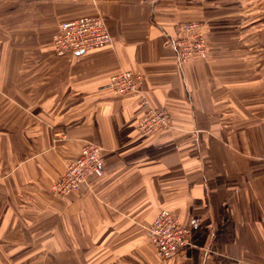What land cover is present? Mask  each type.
Returning <instances> with one entry per match:
<instances>
[{"label":"crops","instance_id":"crops-1","mask_svg":"<svg viewBox=\"0 0 264 264\" xmlns=\"http://www.w3.org/2000/svg\"><path fill=\"white\" fill-rule=\"evenodd\" d=\"M97 15L111 45L55 55L61 23ZM189 22L209 56L181 64ZM0 51V264H264V0H0ZM121 71L139 92L111 91ZM142 99L169 129L141 135ZM88 143L104 175L49 194ZM162 209L190 231L169 260L145 232Z\"/></svg>","mask_w":264,"mask_h":264},{"label":"built area","instance_id":"built-area-1","mask_svg":"<svg viewBox=\"0 0 264 264\" xmlns=\"http://www.w3.org/2000/svg\"><path fill=\"white\" fill-rule=\"evenodd\" d=\"M180 30L181 37L173 42L179 63L206 59L208 46L201 25L189 22L182 24ZM112 42L105 18L100 15L63 22L53 37L54 50L58 56L101 49ZM142 80L139 73L121 71L110 77L108 87L115 95L123 96L139 92ZM139 106L143 109L137 123L141 135H151L171 127L166 110L153 107L147 99H142ZM61 134V137L66 138L64 133ZM104 171L102 148L93 143L85 144L78 156L66 163L63 175L52 186V193L58 198H66L83 186H88L93 179L101 178ZM145 232L162 260L183 254L190 247L189 229L167 209L158 213L152 223L145 227Z\"/></svg>","mask_w":264,"mask_h":264},{"label":"rangeland","instance_id":"rangeland-1","mask_svg":"<svg viewBox=\"0 0 264 264\" xmlns=\"http://www.w3.org/2000/svg\"><path fill=\"white\" fill-rule=\"evenodd\" d=\"M205 34V33H204ZM182 35V34H181ZM54 37V36H53ZM52 43H53V39H52ZM207 43V42H206ZM208 46V45H207ZM53 48H54V45H53ZM0 53H1V51H0ZM54 53H55V50H54ZM4 55L5 54H3V55H0V58H3L4 57ZM55 55L56 56H58L56 53H55ZM208 56H209V49H208ZM58 57H64V56H58ZM208 58V57H207ZM206 58V59H207ZM198 60H205V59H198ZM194 61H197V60H194ZM2 63H0V73H4V67L1 65ZM61 133H64L65 135H66V138H63V137H61ZM53 138L55 139V140H66V139H68V135H67V133L66 132H63V131H54V133H53ZM84 146V145H83ZM82 146V147H83ZM99 146V145H98ZM81 147V148H82ZM80 151H81V149H80ZM80 151H79V153H80ZM65 170V169H64ZM64 173V172H63ZM63 173L61 174V176L63 175ZM60 176V177H61ZM59 177V178H60ZM58 178V179H59ZM57 179V178H56ZM56 179H51V181H49V186H48V189H49V194H51L52 196H54V197H56L53 193H52V186H53V184L58 180H56ZM44 183H42V185H43ZM56 198H58V197H56Z\"/></svg>","mask_w":264,"mask_h":264}]
</instances>
